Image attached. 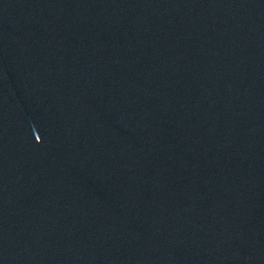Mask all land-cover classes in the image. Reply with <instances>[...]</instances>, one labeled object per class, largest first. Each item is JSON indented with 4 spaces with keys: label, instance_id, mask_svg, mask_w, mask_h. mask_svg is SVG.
Listing matches in <instances>:
<instances>
[{
    "label": "water",
    "instance_id": "1",
    "mask_svg": "<svg viewBox=\"0 0 264 264\" xmlns=\"http://www.w3.org/2000/svg\"><path fill=\"white\" fill-rule=\"evenodd\" d=\"M0 264H264V0H0Z\"/></svg>",
    "mask_w": 264,
    "mask_h": 264
}]
</instances>
